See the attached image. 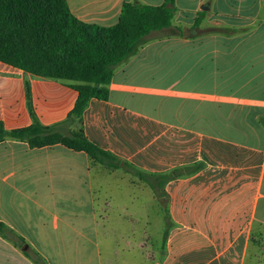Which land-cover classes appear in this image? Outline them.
<instances>
[{"label": "crops", "instance_id": "0c3cea01", "mask_svg": "<svg viewBox=\"0 0 264 264\" xmlns=\"http://www.w3.org/2000/svg\"><path fill=\"white\" fill-rule=\"evenodd\" d=\"M66 2L79 22L109 28L127 3L165 0ZM175 8L172 25L115 69L109 100L92 99L83 125L93 144L143 174L182 175L156 194L85 152L0 142V223L10 230L0 232V264H103V234L136 238L131 249L148 260L150 221L141 224L138 207L150 189L167 223L156 264H264V0H175ZM77 98L69 82L0 61L8 130L34 117L59 124Z\"/></svg>", "mask_w": 264, "mask_h": 264}, {"label": "trees", "instance_id": "16d2710c", "mask_svg": "<svg viewBox=\"0 0 264 264\" xmlns=\"http://www.w3.org/2000/svg\"><path fill=\"white\" fill-rule=\"evenodd\" d=\"M175 13V0L159 7L127 3L119 23L104 28L79 22L66 0H0V61L36 77L69 82L78 92L65 121L47 127L34 117L32 125L14 130L0 122V142L15 140L31 148L63 145L85 152L93 163L125 168L157 194L181 170L143 174L93 144L85 135L83 115L92 99L109 100L115 69L134 57L149 35L169 28ZM5 231L10 230L0 223V232ZM35 261L40 264L41 258Z\"/></svg>", "mask_w": 264, "mask_h": 264}, {"label": "rangeland", "instance_id": "374dc122", "mask_svg": "<svg viewBox=\"0 0 264 264\" xmlns=\"http://www.w3.org/2000/svg\"><path fill=\"white\" fill-rule=\"evenodd\" d=\"M125 170L126 169L124 168V171ZM116 182H120V181L116 179ZM122 186L123 188H125L124 182ZM125 197H120V198L124 202H126L127 200ZM147 198H149L150 200L149 212H145L146 209L142 207V204L146 202ZM115 199L117 200L118 198H115ZM159 199L160 197L154 195L151 189H150L149 197L148 196L146 197L144 195V196H140L139 198L140 201H139L138 210H139L140 217H142L141 224H145L146 221H150V230H149L150 231V259L143 260L140 255L141 250L136 249L135 251H133L131 249L132 248L131 245H133V247L136 246V242L138 241L136 238L135 239L132 238L131 240H128L125 237L119 236L118 238H115L111 241V239H108L107 237L104 236L105 234H103V239H101L103 264H156L157 253L153 255L152 250H154L155 248L159 249L162 246L163 235L167 229L166 214L162 212V205ZM117 215L120 217V214L118 212H112L111 214L112 219L115 220Z\"/></svg>", "mask_w": 264, "mask_h": 264}, {"label": "water", "instance_id": "95a60500", "mask_svg": "<svg viewBox=\"0 0 264 264\" xmlns=\"http://www.w3.org/2000/svg\"><path fill=\"white\" fill-rule=\"evenodd\" d=\"M26 249V248H25Z\"/></svg>", "mask_w": 264, "mask_h": 264}]
</instances>
